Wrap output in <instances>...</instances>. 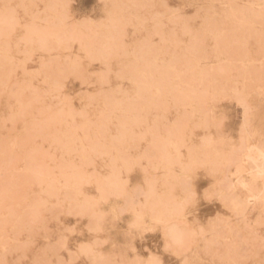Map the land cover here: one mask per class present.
Instances as JSON below:
<instances>
[{"label":"rangeland","instance_id":"374dc122","mask_svg":"<svg viewBox=\"0 0 264 264\" xmlns=\"http://www.w3.org/2000/svg\"><path fill=\"white\" fill-rule=\"evenodd\" d=\"M258 148L264 0H0V264H264Z\"/></svg>","mask_w":264,"mask_h":264},{"label":"bare ground","instance_id":"6f19581e","mask_svg":"<svg viewBox=\"0 0 264 264\" xmlns=\"http://www.w3.org/2000/svg\"><path fill=\"white\" fill-rule=\"evenodd\" d=\"M5 21V20H4ZM9 22H10V20H9ZM3 23H5V22H3V20L1 21V24H3ZM6 23H7V21H6ZM5 23V24H6ZM9 24V23H8ZM4 25V24H3ZM245 25V24H244ZM11 26V25H10ZM11 32V31H10ZM82 43V42H81ZM8 48V47H7ZM171 69V68H170ZM261 90V89H260ZM260 92V91H259ZM250 97V96H249ZM244 100V99H243ZM59 115V114H58ZM258 150V156L256 157V158H254L252 155H248V158L249 159H252L253 161H256V162H258L257 163V172H258V174H261V175H264V151L261 149V148H258L257 149ZM247 158V157H246ZM260 158V159H259ZM187 176H188V174H187ZM254 200V199H253ZM148 211V210H147ZM230 219V218H229ZM206 229V228H205ZM175 237H176V241H180V240H177V237H178V235L177 234H175ZM179 238H180V235H179Z\"/></svg>","mask_w":264,"mask_h":264}]
</instances>
